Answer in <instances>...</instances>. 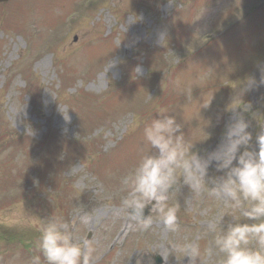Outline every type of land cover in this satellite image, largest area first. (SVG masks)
Wrapping results in <instances>:
<instances>
[{"label":"rangeland","instance_id":"obj_1","mask_svg":"<svg viewBox=\"0 0 264 264\" xmlns=\"http://www.w3.org/2000/svg\"><path fill=\"white\" fill-rule=\"evenodd\" d=\"M92 4L96 9L86 11ZM8 11L20 27L1 19ZM65 22L73 23L58 33ZM60 59L76 70L67 88ZM88 96L97 109L109 105L106 114L87 108ZM163 115L182 125L199 158L241 116L251 134L247 150L258 152L264 0L0 3V264H29L40 221L48 219L45 205L75 242L94 245L92 264H189L185 253L170 251L178 243L198 245L202 264H220L212 228L244 221L247 205L233 217L223 203L197 198L181 178L167 193L170 204H179L176 232L152 208V225L138 231L121 208L125 177L146 147L143 126ZM54 139L60 142L53 160L65 163L42 172L37 153ZM54 175L69 194L57 192ZM208 175L223 170L213 162Z\"/></svg>","mask_w":264,"mask_h":264},{"label":"clouds","instance_id":"obj_2","mask_svg":"<svg viewBox=\"0 0 264 264\" xmlns=\"http://www.w3.org/2000/svg\"><path fill=\"white\" fill-rule=\"evenodd\" d=\"M181 127L174 116L167 115L144 124L142 144L146 147H142L136 165L123 182L121 191L126 195L121 201L122 210L135 222L136 230L147 231L153 216L145 217L144 208L154 201L152 213L167 231L176 232L179 204H170L167 193L182 178L197 198L206 195L223 203L233 217L247 205L244 221L233 219L212 228L220 264H264V133L257 137L258 152L247 150L251 134L243 117L237 116L226 125L217 148L199 158L190 152L193 144H188ZM242 147L245 150L241 152ZM213 162L223 175H208ZM39 231L29 264H92L94 245L75 242L61 217L41 219ZM170 251L185 253L189 264H202L204 259L198 245L178 243Z\"/></svg>","mask_w":264,"mask_h":264}]
</instances>
